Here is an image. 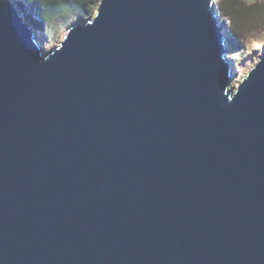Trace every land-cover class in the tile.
<instances>
[{"label": "water", "instance_id": "95a60500", "mask_svg": "<svg viewBox=\"0 0 264 264\" xmlns=\"http://www.w3.org/2000/svg\"><path fill=\"white\" fill-rule=\"evenodd\" d=\"M216 0H99L45 52L0 0V264H264V56L230 87Z\"/></svg>", "mask_w": 264, "mask_h": 264}, {"label": "rangeland", "instance_id": "374dc122", "mask_svg": "<svg viewBox=\"0 0 264 264\" xmlns=\"http://www.w3.org/2000/svg\"><path fill=\"white\" fill-rule=\"evenodd\" d=\"M20 7L25 20L29 23L35 35L37 43L45 52H50L63 40L67 30L79 20L88 21L96 14L99 0L91 2L85 9L83 16L76 15L70 8L55 6L52 12V20L45 21L36 7L28 5L24 0H13ZM217 1V0H216ZM246 3H261L264 0H243ZM217 3V2H216ZM223 18L220 16V22ZM228 26V20L224 18ZM226 58L229 65L234 69L235 77L231 80L230 87L235 90L243 77L254 67L259 59L264 56V23L258 24L251 30L246 31L243 39H239L230 31L227 33Z\"/></svg>", "mask_w": 264, "mask_h": 264}, {"label": "trees", "instance_id": "16d2710c", "mask_svg": "<svg viewBox=\"0 0 264 264\" xmlns=\"http://www.w3.org/2000/svg\"><path fill=\"white\" fill-rule=\"evenodd\" d=\"M28 5L36 7L39 15L45 20H52L54 7L65 6L76 15L83 16L85 9L95 0H24ZM220 16L228 20V30L239 39H243L246 31L264 23V5L246 3L243 0H217Z\"/></svg>", "mask_w": 264, "mask_h": 264}]
</instances>
